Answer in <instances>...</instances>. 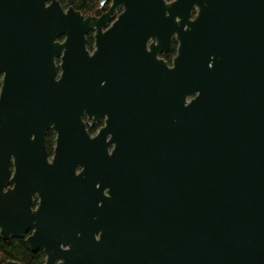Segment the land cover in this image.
I'll list each match as a JSON object with an SVG mask.
<instances>
[{"label":"water","instance_id":"water-1","mask_svg":"<svg viewBox=\"0 0 264 264\" xmlns=\"http://www.w3.org/2000/svg\"><path fill=\"white\" fill-rule=\"evenodd\" d=\"M108 1L0 0L1 240L33 232L45 264H264V0Z\"/></svg>","mask_w":264,"mask_h":264},{"label":"trees","instance_id":"trees-1","mask_svg":"<svg viewBox=\"0 0 264 264\" xmlns=\"http://www.w3.org/2000/svg\"><path fill=\"white\" fill-rule=\"evenodd\" d=\"M64 9L73 7L86 15L101 16L108 11L110 1L104 6L101 5V0H58ZM171 2L173 0H167ZM106 6V7H105ZM95 40L94 33L90 32L87 36V47L90 51L94 50ZM178 50V43L174 41L172 51L166 59L171 62V59L176 56ZM1 88V83H0ZM46 142L49 149L52 151L55 144V135L50 131L47 135ZM6 257L9 261H14L19 264H45L46 257L43 251L32 253L29 246L24 240L3 241L0 238V260Z\"/></svg>","mask_w":264,"mask_h":264},{"label":"flooded vegetation","instance_id":"flooded-vegetation-1","mask_svg":"<svg viewBox=\"0 0 264 264\" xmlns=\"http://www.w3.org/2000/svg\"><path fill=\"white\" fill-rule=\"evenodd\" d=\"M108 3V2H107ZM106 3V4H107ZM105 4V5H106ZM106 7V6H105ZM109 7H110V5H109ZM108 10H109V8H108ZM107 12V11H106ZM106 12H104V13H106ZM103 13V14H104ZM102 14V15H103ZM101 15V16H102ZM95 17H100V16H95ZM174 43V42H173ZM172 47H173V45H172ZM94 51V50H93ZM93 51H91V52H93ZM171 51H172V49H171ZM171 51L167 54V55H162L160 58L161 59H163L164 61H166L167 63H168V65L169 66H172V63H173V60L175 59V57L177 56V54H176V56L175 57H173L172 59H171V62H169L167 59H166V57H168L169 56V54L171 53ZM106 120H107V118H105V119H103L102 120V123L101 124H98V123H96V124H94V125H92V122H91V120L89 119V118H87V117H84L83 118V121H84V123H85V125H86V132H87V134L90 136V138H94V137H96L98 134H99V132L101 131V129L103 128V127H105L106 126ZM52 131V130H51ZM50 132V131H49ZM48 132V133H49ZM53 132V131H52ZM48 133H47V135H48ZM54 133V132H53ZM54 135H55V144H54V147H53V150L51 151L50 149H49V147H48V144H47V142H46V145H47V152H48V155H49V162L50 163H52V161L54 160V158H55V150H56V148H57V144H56V141H57V134L56 133H54ZM46 139H47V137H46ZM114 146H111L110 148H109V152H110V154L112 153V151L114 150ZM83 168H81V167H78L77 169H76V174L77 175H80L82 172H83ZM39 204H40V199L38 198V197H36V198H34V206H33V209L34 210H36L38 207H39ZM90 220V219H89ZM32 234H33V232H29L27 235H26V237L24 238V239H13V238H11L12 240H24L26 243H27V239L30 237V236H32ZM10 240V239H9ZM8 240V241H9ZM27 245H28V243H27ZM29 246V245H28ZM29 248H30V246H29ZM30 250H31V248H30ZM32 251V250H31ZM39 251H43V250H38L37 252H39ZM37 252H33L32 251V253H37ZM43 253L45 254V252L43 251ZM4 257V256H3ZM45 257H46V259H47V256H46V254H45ZM2 259V258H1ZM0 264H2L1 263V260H0Z\"/></svg>","mask_w":264,"mask_h":264}]
</instances>
